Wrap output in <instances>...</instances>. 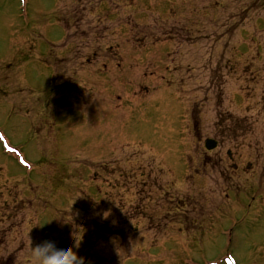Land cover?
Listing matches in <instances>:
<instances>
[{"label":"rangeland","instance_id":"1","mask_svg":"<svg viewBox=\"0 0 264 264\" xmlns=\"http://www.w3.org/2000/svg\"><path fill=\"white\" fill-rule=\"evenodd\" d=\"M132 1L129 16L125 0L113 11V0H0V130L26 162L4 156L0 142V264H37L30 245L45 240L75 244L76 235L83 248L84 232L91 250L127 253L126 264H182L193 253L201 264L228 253L236 264H264V0H219L218 10L213 0ZM133 19L145 39L127 42ZM56 40L71 60L54 79L60 56L40 51L38 62L30 46ZM114 45L112 59L85 55ZM209 136L220 139L213 151L204 149ZM92 158L111 166L93 196L103 203L95 219L63 227L51 194L65 187L78 203L64 208L88 204ZM130 208L136 218L125 220Z\"/></svg>","mask_w":264,"mask_h":264},{"label":"clouds","instance_id":"2","mask_svg":"<svg viewBox=\"0 0 264 264\" xmlns=\"http://www.w3.org/2000/svg\"><path fill=\"white\" fill-rule=\"evenodd\" d=\"M106 212L107 215H105ZM108 215L109 211L103 213L104 218H107ZM81 240L82 238L78 239L75 235L76 248L79 247ZM30 253L37 264H84V257L79 256L71 244H58L54 241L45 240L35 247L30 245Z\"/></svg>","mask_w":264,"mask_h":264}]
</instances>
